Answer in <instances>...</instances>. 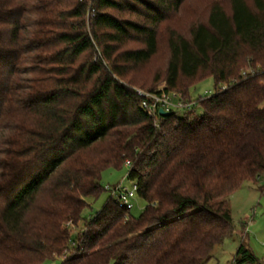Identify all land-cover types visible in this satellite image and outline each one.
<instances>
[{
    "label": "trees",
    "instance_id": "16d2710c",
    "mask_svg": "<svg viewBox=\"0 0 264 264\" xmlns=\"http://www.w3.org/2000/svg\"><path fill=\"white\" fill-rule=\"evenodd\" d=\"M187 1L0 0V264H208L233 235L230 197L264 176V0H220L171 31L166 92L196 105L158 129L135 91L157 88L130 76ZM210 78L216 94L193 99ZM127 162L143 213L111 197L84 220Z\"/></svg>",
    "mask_w": 264,
    "mask_h": 264
},
{
    "label": "rangeland",
    "instance_id": "374dc122",
    "mask_svg": "<svg viewBox=\"0 0 264 264\" xmlns=\"http://www.w3.org/2000/svg\"><path fill=\"white\" fill-rule=\"evenodd\" d=\"M220 0H188L179 12L173 13L169 19L159 27V53L149 62L141 65L130 78L136 83L135 86L166 88L163 80L167 63L169 60L168 40L171 31H177L188 35L193 26L198 21L206 22L213 4ZM229 10L230 1L221 2ZM251 3V0H249ZM120 19L136 21L137 19L129 14H121ZM91 20L87 17V23ZM139 48L135 42H128L123 50H134ZM250 73V71L248 70ZM157 80L154 81V78ZM214 80L207 79L191 89V97L195 100L199 98H210L216 94ZM227 89V85H222ZM196 114L201 115V109H196ZM179 111L178 116H183ZM129 168L122 169L109 168L102 174L101 185L103 193L96 199H87L88 207L83 211L84 220H90L100 213L111 199V193L106 191L107 186H116L123 182V187L131 190L133 182L127 179ZM124 180V181H123ZM134 209L131 214L139 217L146 206V203L137 197L134 201ZM230 208L232 212L234 233L223 245L218 246L213 252V258L208 264H238L237 253L243 246L249 253V258L254 256L259 263L264 264V176L258 184L245 182L231 197ZM71 235L76 239L77 233L83 231V223L78 227H71ZM64 258H57L46 264H61ZM243 264H250L248 258Z\"/></svg>",
    "mask_w": 264,
    "mask_h": 264
},
{
    "label": "built area",
    "instance_id": "2783aa9c",
    "mask_svg": "<svg viewBox=\"0 0 264 264\" xmlns=\"http://www.w3.org/2000/svg\"><path fill=\"white\" fill-rule=\"evenodd\" d=\"M243 76H247V73H244ZM135 91L142 99L141 108L150 118L155 119V126L158 129L160 128V118H163L160 115L161 110L170 114L179 111L186 113L196 105V102L186 103L182 101L179 95L167 93L164 88L158 89L154 93L139 89H135ZM126 166L130 168V162H127ZM106 191L111 193L112 198L120 209L125 211H132L134 209L133 201L138 197V186L136 183L133 182L131 190L124 188L122 182L116 186H107Z\"/></svg>",
    "mask_w": 264,
    "mask_h": 264
},
{
    "label": "water",
    "instance_id": "95a60500",
    "mask_svg": "<svg viewBox=\"0 0 264 264\" xmlns=\"http://www.w3.org/2000/svg\"><path fill=\"white\" fill-rule=\"evenodd\" d=\"M160 115H161L162 117H166V116H169L170 113H167V112H164L163 110H161V111H160Z\"/></svg>",
    "mask_w": 264,
    "mask_h": 264
}]
</instances>
